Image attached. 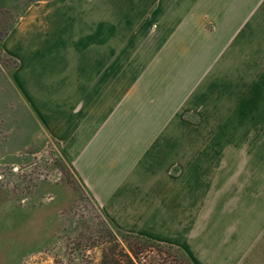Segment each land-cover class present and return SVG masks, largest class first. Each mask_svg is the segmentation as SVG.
Returning <instances> with one entry per match:
<instances>
[{
    "label": "crops",
    "instance_id": "0c3cea01",
    "mask_svg": "<svg viewBox=\"0 0 264 264\" xmlns=\"http://www.w3.org/2000/svg\"><path fill=\"white\" fill-rule=\"evenodd\" d=\"M19 19L16 83L104 216L193 264H264V161L187 122L218 101L236 121L238 95L264 118L255 72L211 80L244 36L264 62V0H38Z\"/></svg>",
    "mask_w": 264,
    "mask_h": 264
},
{
    "label": "rangeland",
    "instance_id": "374dc122",
    "mask_svg": "<svg viewBox=\"0 0 264 264\" xmlns=\"http://www.w3.org/2000/svg\"><path fill=\"white\" fill-rule=\"evenodd\" d=\"M36 1L0 0V36L12 24L15 26L22 13ZM7 35L3 39L5 44L3 41L0 44V264H112L113 258L121 263L120 252L125 249L117 237V231L121 230L93 201L58 144L39 128L38 116L15 79V70L21 69L24 61L8 54ZM241 40L225 56L224 67L217 64L215 68L223 73H216L212 81L230 83L234 79L237 87H247L248 72L252 71L264 84V77H258L264 74L263 52L251 51L255 45L248 35ZM232 73L239 74V78H231ZM221 75L226 77L220 79ZM33 93L28 89L29 96ZM193 96L202 100L208 97L204 88ZM241 97L238 95L240 102L235 100L234 106L232 102L224 105L240 108L236 121H220V116L216 121L223 105L218 101L213 106L208 103L207 109L196 110L197 117L187 122L191 123L193 134L209 136L208 149L216 148L219 140L215 139L222 136L225 148L254 149L248 153L257 158L250 160L262 164L264 118L252 121L248 102ZM229 98L231 101V95ZM236 109L231 111L233 116H238ZM240 161L242 165L247 158ZM149 253L154 262L165 257L170 258L171 264L174 262L167 254L159 257L157 252Z\"/></svg>",
    "mask_w": 264,
    "mask_h": 264
},
{
    "label": "trees",
    "instance_id": "16d2710c",
    "mask_svg": "<svg viewBox=\"0 0 264 264\" xmlns=\"http://www.w3.org/2000/svg\"><path fill=\"white\" fill-rule=\"evenodd\" d=\"M14 24H12L11 28H13ZM8 28L3 35L0 36V44L6 36L10 29ZM15 67L17 68V63L14 61ZM117 237L123 242L125 249L120 252V260L121 263L117 262L116 259H112V264H171L170 258L165 257L160 262H154V257L150 255L151 251L157 252V254L162 256L163 254H167L172 256L174 259L173 264H193L189 257L185 254V252L179 248H176L171 245L161 244L155 242L151 239L124 233L121 231H117ZM114 240V239H113ZM117 240V239H116ZM115 241V240H114ZM115 254V252H114ZM106 259V258H105ZM156 261V260H155Z\"/></svg>",
    "mask_w": 264,
    "mask_h": 264
}]
</instances>
